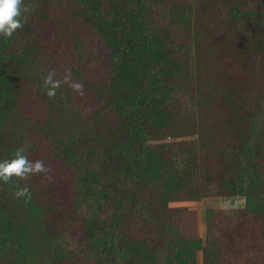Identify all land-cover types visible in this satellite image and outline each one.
Here are the masks:
<instances>
[{"label":"trees","instance_id":"obj_1","mask_svg":"<svg viewBox=\"0 0 264 264\" xmlns=\"http://www.w3.org/2000/svg\"><path fill=\"white\" fill-rule=\"evenodd\" d=\"M24 5L0 38V161L45 171L0 182V264H264V0ZM206 197L245 205L203 239L175 204Z\"/></svg>","mask_w":264,"mask_h":264},{"label":"clouds","instance_id":"obj_2","mask_svg":"<svg viewBox=\"0 0 264 264\" xmlns=\"http://www.w3.org/2000/svg\"><path fill=\"white\" fill-rule=\"evenodd\" d=\"M27 5L22 7V0H0V38H8L13 35L15 30L23 27L24 13L28 12ZM55 73L50 72L44 77V86L48 96H54L56 89L64 81L54 79ZM67 80V77L64 78ZM74 90L82 89L83 85L79 82L73 83ZM45 171L42 161H31L24 154L23 148L15 151L14 158L11 160L0 161V182H8L13 177L20 179L27 178L30 174ZM17 197L29 195L27 187L18 188L15 192Z\"/></svg>","mask_w":264,"mask_h":264},{"label":"rangeland","instance_id":"obj_3","mask_svg":"<svg viewBox=\"0 0 264 264\" xmlns=\"http://www.w3.org/2000/svg\"><path fill=\"white\" fill-rule=\"evenodd\" d=\"M245 205L244 197H206L198 202L176 203L175 206L190 207L196 210L199 217L200 230L203 239H206L207 216L210 211L237 210ZM0 247V252H1Z\"/></svg>","mask_w":264,"mask_h":264}]
</instances>
